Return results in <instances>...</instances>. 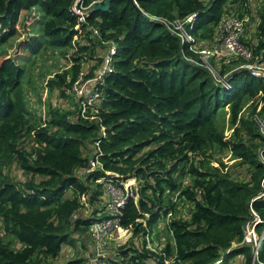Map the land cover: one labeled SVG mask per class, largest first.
I'll return each mask as SVG.
<instances>
[{
	"label": "trees",
	"instance_id": "obj_1",
	"mask_svg": "<svg viewBox=\"0 0 264 264\" xmlns=\"http://www.w3.org/2000/svg\"><path fill=\"white\" fill-rule=\"evenodd\" d=\"M74 2L0 0V264H264V78L239 69L228 88L188 61L185 54L200 57L160 20L196 13L203 47L223 18L248 15L241 42L264 59V0H111L85 21ZM19 26L28 33L18 43L29 52L24 64L5 51ZM111 44L112 71L83 111L84 98L71 102V90L94 77ZM50 50L71 68L46 87L72 108L49 104L39 118L21 86L30 60ZM245 62L212 66L223 76ZM227 113L230 135L220 127ZM108 172L136 181L121 221L132 235L94 261L88 239L92 222L108 214L99 181ZM162 220L170 237L153 247ZM254 223L263 237L256 256L244 228Z\"/></svg>",
	"mask_w": 264,
	"mask_h": 264
},
{
	"label": "built area",
	"instance_id": "obj_2",
	"mask_svg": "<svg viewBox=\"0 0 264 264\" xmlns=\"http://www.w3.org/2000/svg\"><path fill=\"white\" fill-rule=\"evenodd\" d=\"M101 1L103 0H98L90 6H84L82 0H75L72 10L79 15V18L82 21H85L87 15L94 9V6ZM196 19V13H191L183 18H177L174 21L160 19L173 34L178 36L182 46H189V49L198 54L200 57L199 60H197L194 57L187 56L185 54L184 56L188 61L198 65H205L214 74L216 79L228 88H231L229 82L231 74L239 69L245 68L250 71L253 76L264 78V59L262 57H254L253 52L248 49L243 42H241V37L245 32L246 24L250 20L248 15L243 17L227 16L223 18L217 27L215 37L210 42H206L203 47H201L202 43L198 42L197 37H194L192 34ZM115 51V45L111 44L94 77L84 80L80 79L74 85L73 90L75 91L76 96L78 98H84V102L82 104L83 111H85L87 107L93 105L94 101L99 97V90L96 88V85L105 73L112 71L111 60ZM235 57H243L246 61L245 63H248L249 61L252 63H242L223 76H221L220 73H217L215 68L212 66L213 60L223 61ZM262 124L264 127L263 122ZM96 144L99 145V142H96ZM98 155L99 153L90 159V166L86 170L87 173H90L99 165V161L97 159ZM117 177H119L118 174L108 172L105 177L99 179L100 182L104 183L109 199L106 207L108 214L106 216L104 215L103 217L96 218L90 227V233L94 243V245L90 247L95 255L93 259L94 261H96L98 257L105 255L106 252L104 251V245L107 239L115 231L125 230L121 222L123 214L122 209L127 202L128 196L133 195L132 190L135 183L129 190L126 189L125 194L121 196L118 190L124 191L122 186L125 185V181L118 182ZM83 200H86V197L83 196ZM90 211L91 209L88 210V213H90ZM258 221L259 219L256 218L255 223ZM255 223L253 225L247 224L248 228L246 230V239L254 246V256L258 254L259 247L263 239V237H259V235L256 237L257 233L255 230Z\"/></svg>",
	"mask_w": 264,
	"mask_h": 264
},
{
	"label": "rangeland",
	"instance_id": "obj_3",
	"mask_svg": "<svg viewBox=\"0 0 264 264\" xmlns=\"http://www.w3.org/2000/svg\"><path fill=\"white\" fill-rule=\"evenodd\" d=\"M37 15L30 19L26 26H30L33 24L35 19L39 17V13H36ZM231 16V15H229ZM26 29V27H25ZM22 26H19L20 35H16V37L11 40L8 45L5 48V51L8 54V56L17 57L20 53V55H23L21 59H18L17 61L20 64H24V60L29 57V52L25 51L23 49L24 45H19L18 43L20 41H23L27 37V32ZM58 53L60 51L56 50H50L46 52H41L36 56L35 58H32L30 62L27 64V72L25 77L23 78L22 86H21V97L24 104H28L29 111L34 112L37 117L44 118L47 115V108L49 104L53 105H59L63 107H67L68 104L66 100H64L61 96H56L55 94H51L48 92V89L46 87V81L53 77L54 74L57 71H62L64 69L71 68V63L63 58L62 56H59ZM250 59V58H247ZM35 61V64H33ZM33 62V63H32ZM252 63L249 61L245 64ZM83 81V80H81ZM72 99L71 102L77 100L75 91L72 89L71 94ZM74 96V97H73ZM69 102V100H68ZM72 108V104L70 103V107ZM226 111H229V108H225ZM224 118L220 121V127L223 129L226 133V135H230L232 132V128L229 127V114H224ZM263 125V124H262ZM225 161L230 163H234V159L231 158L229 155L225 158ZM135 183V179L131 178L129 180H125V185L122 186L123 190H118L119 194L123 196L125 194L126 189H130V187ZM90 209V206L88 204H85V208L83 209L84 213H88V210ZM189 207H185L181 209V213L188 217ZM166 222L167 220H162L159 224V226L156 229V232L154 233V241H152L154 244H151L153 247H157L158 245H163L165 242H167V239L170 237V233L168 229L166 228ZM0 231H1V222H0ZM132 231L129 230H119L115 231L105 242L104 245V251L107 252L110 250V248L115 249L119 245L125 244L128 239L131 237ZM258 237V234L256 235ZM90 241V242H89ZM89 242V248L90 246L94 245L93 241L88 239ZM66 251H70L71 253L74 252L72 250V247H66ZM222 264V263H218Z\"/></svg>",
	"mask_w": 264,
	"mask_h": 264
},
{
	"label": "water",
	"instance_id": "obj_4",
	"mask_svg": "<svg viewBox=\"0 0 264 264\" xmlns=\"http://www.w3.org/2000/svg\"><path fill=\"white\" fill-rule=\"evenodd\" d=\"M110 1L111 0H106L105 3L102 4V5L101 4L95 5L93 10H99V9L106 10L108 8L109 4H110ZM244 228L247 229L248 228V225H245Z\"/></svg>",
	"mask_w": 264,
	"mask_h": 264
},
{
	"label": "bare ground",
	"instance_id": "obj_5",
	"mask_svg": "<svg viewBox=\"0 0 264 264\" xmlns=\"http://www.w3.org/2000/svg\"><path fill=\"white\" fill-rule=\"evenodd\" d=\"M195 25H196V22H195V24H194V28H195ZM194 28H193V30H194ZM193 30H192V34H193ZM193 36L195 37V35L193 34Z\"/></svg>",
	"mask_w": 264,
	"mask_h": 264
},
{
	"label": "clouds",
	"instance_id": "obj_6",
	"mask_svg": "<svg viewBox=\"0 0 264 264\" xmlns=\"http://www.w3.org/2000/svg\"><path fill=\"white\" fill-rule=\"evenodd\" d=\"M196 21H197V19H196ZM77 97V96H76Z\"/></svg>",
	"mask_w": 264,
	"mask_h": 264
},
{
	"label": "crops",
	"instance_id": "obj_7",
	"mask_svg": "<svg viewBox=\"0 0 264 264\" xmlns=\"http://www.w3.org/2000/svg\"><path fill=\"white\" fill-rule=\"evenodd\" d=\"M136 182V181H135Z\"/></svg>",
	"mask_w": 264,
	"mask_h": 264
}]
</instances>
